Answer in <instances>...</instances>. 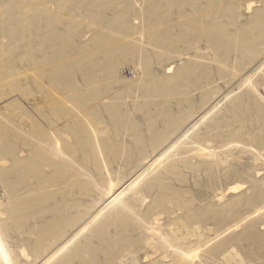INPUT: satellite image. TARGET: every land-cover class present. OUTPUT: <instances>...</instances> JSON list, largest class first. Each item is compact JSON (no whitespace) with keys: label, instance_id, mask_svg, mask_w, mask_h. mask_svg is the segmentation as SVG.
<instances>
[{"label":"bare ground","instance_id":"1","mask_svg":"<svg viewBox=\"0 0 264 264\" xmlns=\"http://www.w3.org/2000/svg\"><path fill=\"white\" fill-rule=\"evenodd\" d=\"M250 204L264 0H0V264H203Z\"/></svg>","mask_w":264,"mask_h":264},{"label":"rangeland","instance_id":"2","mask_svg":"<svg viewBox=\"0 0 264 264\" xmlns=\"http://www.w3.org/2000/svg\"><path fill=\"white\" fill-rule=\"evenodd\" d=\"M198 52H200V54H208L209 52H210V47H209V45L207 44V43H205V42H203V43H201V45H199L198 46ZM21 67V72H20V75L22 76H24L25 75V73L26 72H24L23 71V69H24V67H23V65L22 66H20ZM136 72H138V71H136ZM135 72V73H136ZM36 94V93H35ZM224 134H225V132H224ZM225 136V135H224ZM224 138H220V139H208V140H210V141H208L207 140V142L205 143V145L208 147L209 145V147L210 148H212V149H214V150H218L219 152H221L222 153V156H224V155H226L227 156V154H226V152L228 151L229 152V150H226L227 148H235L236 146H234V145H232L231 143H229L227 140H223ZM219 141H220V143H219ZM224 143H223V142ZM215 144V145H214ZM223 145V147H221ZM230 145V146H229ZM226 146H228V147H226ZM221 148H223V151H222V149ZM239 152V150L237 149V150H235V152ZM234 152V151H233ZM224 179H222V178H220V182L218 181V186H219V188L221 189V188H226L227 187V185H231V183L230 184H228V182L229 181H223ZM242 180V181H241ZM241 180H237L238 182H235V183H238V184H240L239 182H242V185L243 184H245V181H244V179H241ZM223 181V182H222ZM243 181H244V183H243ZM234 182H232V184H233ZM246 186V185H245ZM244 190H248V188L247 189H244ZM244 190H242V191H244ZM242 191L240 192V193H242ZM245 191V192H246ZM259 205L260 204H255V205H245L244 207L242 206V208H240V213H241V215H245L246 213L248 214V213H254V214H257V215H253V217L250 219V221H254L255 222V224H258V225H256L257 226V228H258V230H260L261 231V229L262 228H264V214L262 213V212H264V209L262 210V207H260L259 208ZM255 207V211L253 210V208ZM253 207V208H252ZM248 210H246V209ZM258 208V209H257ZM257 209V210H256ZM260 209V210H259ZM243 210V211H242ZM261 210H262V212H261ZM244 211H245V213H244ZM260 213H259V212ZM244 213V214H243ZM258 214H260V215H258ZM255 216H258V217H255ZM253 218H254V220H253ZM263 220V221H262ZM262 221V222H261ZM248 223V222H247ZM260 223V224H259ZM243 225V228H242V226L240 225L239 227H240V229H239V227L236 229V230H229V231H227V233H225L224 234V237H233V236H235V235H237V234H239V233H241V232H243L242 231V229L244 230V227L246 226V223H243L242 224ZM211 226H212V228H211ZM218 228V227H217ZM217 228H216V226H214L213 224H211L210 225V229L214 232L215 230H217ZM242 228V229H241ZM212 231H210V233L212 232ZM234 231L235 232H237V234L235 233V235H234ZM232 233V234H231ZM242 240V239H241ZM237 241V240H236ZM233 242L232 244L234 245H230V247L231 248H233L234 247V249L236 250L237 249V251L239 252V255H240V264H264V248H262V247H264V244L262 243V244H260V245H255V244H252V245H249V244H251L250 242H248V241H243V243H242V241H240V239L237 241V242ZM236 245V246H235ZM254 246V247H253ZM228 248L227 250H225L224 252H227V251H229L231 248ZM263 249V250H262ZM203 252H205V253H203ZM224 252H221L220 254H221V256L223 257V255L225 254ZM261 252V253H260ZM202 253H203V257L202 258H204L205 260H208V262L207 261H202L203 262V264L205 263V264H214V263H211L212 261V259H214L215 258V260H220V259H217V258H221V256H219L220 254L219 253H210L209 251H206V250H203L202 251ZM208 253H209V255H208ZM260 253V254H259ZM207 254V255H206ZM207 256H209V257H207ZM262 257H263V259H262ZM210 258H212V259H210Z\"/></svg>","mask_w":264,"mask_h":264}]
</instances>
